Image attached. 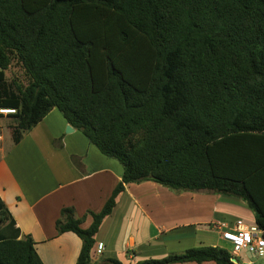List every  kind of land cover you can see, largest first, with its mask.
Segmentation results:
<instances>
[{"label":"trees","instance_id":"obj_1","mask_svg":"<svg viewBox=\"0 0 264 264\" xmlns=\"http://www.w3.org/2000/svg\"><path fill=\"white\" fill-rule=\"evenodd\" d=\"M13 63L25 83L8 80ZM0 108L15 110L13 145L57 109L122 166L89 227L60 212L75 264H98L96 234L131 183L238 197L264 230V0H0ZM232 258L201 246L133 264ZM0 264L43 263L26 236L0 240Z\"/></svg>","mask_w":264,"mask_h":264},{"label":"crops","instance_id":"obj_2","mask_svg":"<svg viewBox=\"0 0 264 264\" xmlns=\"http://www.w3.org/2000/svg\"><path fill=\"white\" fill-rule=\"evenodd\" d=\"M67 126L62 114L53 109L18 144L0 147V209L7 219L0 225V240L30 236L43 264L76 263L81 241L73 233L57 232L61 210L73 208L76 218H84L81 227H89V212L101 211L123 173L117 160L101 154L73 127L66 132ZM128 215L135 216L129 230L124 221L117 220ZM254 219V211L235 196L176 194L153 181L127 184L96 234L95 247L103 250L95 262L114 258L105 257V252H125L132 260L153 240L165 252L188 248L198 232L215 233L222 242L217 225H254ZM202 226L212 228L202 230Z\"/></svg>","mask_w":264,"mask_h":264},{"label":"rangeland","instance_id":"obj_3","mask_svg":"<svg viewBox=\"0 0 264 264\" xmlns=\"http://www.w3.org/2000/svg\"><path fill=\"white\" fill-rule=\"evenodd\" d=\"M6 76H7L8 80L16 79L18 81L25 83L23 72H22L21 68L16 63L12 64L10 69L6 72ZM10 125H11V120L9 119L8 115H1L0 114V136L2 137L0 139V147H1L2 143L6 144V145L12 143ZM134 219H135V216H131V215H128L127 217L117 216V220H120L121 222H123V221L125 222V227H127L128 230H129V228L131 229V227H132L131 223L134 222ZM129 224L131 225V227ZM127 228H125L123 230L124 233L126 232ZM211 228H212L211 226H202V230L207 229L210 231ZM183 232H186L187 235H190V231H183ZM100 234L103 236L104 230L101 231ZM196 236L197 237L194 240L195 241L194 244H192L188 248H180V247L179 248H173V250H171L170 252L169 251L165 252V248L163 246L156 245V243H154L153 242L154 240H153L151 242V246L145 247V249H144L145 251H143L144 252L143 254L135 255L132 260L127 259L125 252H121V253L116 254V255H110L107 252H105L104 256L117 258L119 260H122L124 262V264H133L136 261L147 260L150 258L159 259V258H163V257H165L171 253H181V252L185 251L186 249H190V248L209 246L211 244H216L220 247L223 246V242H220L218 240V237L215 233H210V232L199 233L198 232V234ZM189 240H190V237H189ZM159 241H161V240L159 239ZM238 261H239L238 262L239 264H247L248 261H252V264H264V257L252 258L249 253L242 252L238 258Z\"/></svg>","mask_w":264,"mask_h":264},{"label":"built area","instance_id":"obj_4","mask_svg":"<svg viewBox=\"0 0 264 264\" xmlns=\"http://www.w3.org/2000/svg\"><path fill=\"white\" fill-rule=\"evenodd\" d=\"M13 109H0L1 115L13 114ZM216 228L220 232V239L223 242L222 248L227 249L232 255L235 263L242 252L249 253L252 258L264 257V230L254 225H237L229 228L225 224L217 225ZM103 247L96 249L95 256L102 254ZM247 264H252L248 261Z\"/></svg>","mask_w":264,"mask_h":264},{"label":"water","instance_id":"obj_5","mask_svg":"<svg viewBox=\"0 0 264 264\" xmlns=\"http://www.w3.org/2000/svg\"><path fill=\"white\" fill-rule=\"evenodd\" d=\"M71 131H72L71 126H67V127H66V132H71ZM232 261L235 262L233 259H232Z\"/></svg>","mask_w":264,"mask_h":264}]
</instances>
